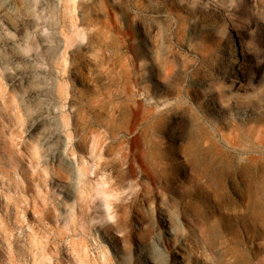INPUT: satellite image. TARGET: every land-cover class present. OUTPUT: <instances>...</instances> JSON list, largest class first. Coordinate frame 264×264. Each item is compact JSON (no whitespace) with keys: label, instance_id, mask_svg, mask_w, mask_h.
Listing matches in <instances>:
<instances>
[{"label":"rangeland","instance_id":"obj_1","mask_svg":"<svg viewBox=\"0 0 264 264\" xmlns=\"http://www.w3.org/2000/svg\"><path fill=\"white\" fill-rule=\"evenodd\" d=\"M0 123V264H264V0H0Z\"/></svg>","mask_w":264,"mask_h":264},{"label":"bare ground","instance_id":"obj_2","mask_svg":"<svg viewBox=\"0 0 264 264\" xmlns=\"http://www.w3.org/2000/svg\"><path fill=\"white\" fill-rule=\"evenodd\" d=\"M230 41H233V40L230 39ZM238 52L239 51H238L237 47H234L233 50H232V53L233 54H236ZM233 59H234V62H236L237 61V56L235 57V55H234V57L232 58V60ZM2 142L3 143H2V147L1 148L4 151H6L8 157L10 158V163L12 165L17 166L18 169H19V171L22 173V175L25 178H27V176L29 174V168H28V166L25 164V162L22 159V158L25 157L24 156L25 155L24 152H22L21 150H19L18 152H16L15 149L13 148V146L11 145L12 143L10 144L7 141H2ZM38 150H39V148L36 145H34V144L33 145L28 144V152H26V154L29 156V158L31 159V161H32L33 157H34V159L35 158H39L38 157V152H39ZM35 172L38 174L37 171H35ZM57 174H58V176H61V173L60 172H58ZM38 177H40V175ZM29 185L32 187V190H34L33 192L36 193V192H39L40 191L39 188H36L31 183H29ZM34 198H36L35 195H34Z\"/></svg>","mask_w":264,"mask_h":264}]
</instances>
